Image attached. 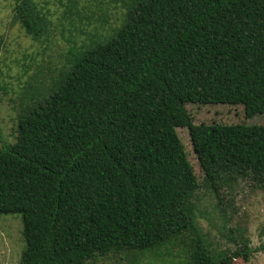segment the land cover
Segmentation results:
<instances>
[{"label":"trees","instance_id":"16d2710c","mask_svg":"<svg viewBox=\"0 0 264 264\" xmlns=\"http://www.w3.org/2000/svg\"><path fill=\"white\" fill-rule=\"evenodd\" d=\"M130 2L113 36L70 52L68 67L19 110L15 141L0 147V214L23 222L17 264L248 257L246 237L220 252L205 240L176 127L188 128L213 190L246 177L264 189V124H195L185 108L264 112V0ZM13 20L33 39L47 30L35 0H15Z\"/></svg>","mask_w":264,"mask_h":264},{"label":"rangeland","instance_id":"374dc122","mask_svg":"<svg viewBox=\"0 0 264 264\" xmlns=\"http://www.w3.org/2000/svg\"><path fill=\"white\" fill-rule=\"evenodd\" d=\"M46 13V32L37 39L13 20L15 0H0V147L16 137V118L34 94L44 93L70 52L92 40L107 39L120 28L130 0H35ZM102 39V40H103ZM192 122L263 123L264 112L245 118L243 105L186 103ZM186 157L198 181L192 197L198 224L216 252L240 248L248 239L247 259L230 264H264V189L250 178L227 180L216 190L205 180L187 127H176ZM22 216L0 214V264H17L24 248ZM235 237L233 241L230 238ZM176 250L171 249V253ZM228 261V260H227ZM142 264H175L176 257L147 254Z\"/></svg>","mask_w":264,"mask_h":264}]
</instances>
